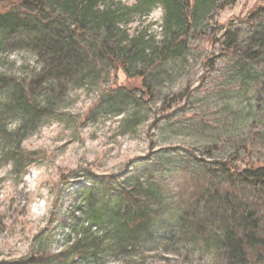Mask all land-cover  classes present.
Listing matches in <instances>:
<instances>
[{"label": "rangeland", "instance_id": "1", "mask_svg": "<svg viewBox=\"0 0 264 264\" xmlns=\"http://www.w3.org/2000/svg\"><path fill=\"white\" fill-rule=\"evenodd\" d=\"M141 1L102 0L82 38L63 0L48 34L0 27V264H238L239 214L260 203L264 225V196L229 193L223 171L264 174V0H200L182 40ZM108 10L124 14L113 35ZM76 45L69 69L58 53ZM251 254L241 264H264Z\"/></svg>", "mask_w": 264, "mask_h": 264}, {"label": "trees", "instance_id": "2", "mask_svg": "<svg viewBox=\"0 0 264 264\" xmlns=\"http://www.w3.org/2000/svg\"><path fill=\"white\" fill-rule=\"evenodd\" d=\"M51 0H15V4L12 8L5 12L0 13V27L8 26L10 32L12 31H20L26 30L33 34L34 36H39L41 33L48 34L50 31V27L54 30V25L51 23L53 21L59 20L60 16L55 14L54 12H49L48 7H50ZM205 1V0H204ZM102 0H63V6L68 11L75 12V16L77 17V26L75 30H71V33L74 36L82 38L85 36V30L83 27V23L85 18L88 16H92L95 8L99 6V3ZM200 0H142L140 2L141 5H144L147 11L149 12L154 6H162L165 10V14L169 27L172 28L174 26L175 32L178 29H182V35L179 37V40L185 36L184 31L193 25V21L195 16L199 14L200 7L198 6ZM30 7L33 9L31 12H26V8ZM138 7V6H137ZM138 8H135L137 10ZM125 13L129 10V8L124 9ZM101 15L97 17L99 19L98 22H101V28L105 29L107 32H110V35L117 30V24L122 20L124 14L122 12L108 10L106 13L99 12ZM258 16L264 17V3L261 7L255 12ZM31 17V18H30ZM97 19V20H98ZM174 32V33H175ZM126 35V34H125ZM127 38L125 37V40ZM137 41L134 42L136 46ZM59 45V44H58ZM60 46V45H59ZM134 46V47H135ZM109 48L108 46H105ZM63 50V49H62ZM59 51L58 53V62L60 64L68 63L70 66H67L69 69L75 68L80 63L78 60V54L82 53V48H79L76 45L73 50L71 49L70 54L63 55V51ZM109 51V50H108ZM107 51V52H108ZM127 52V51H126ZM111 54L108 60H111V63L115 66H119L120 63L116 60L115 52H108ZM128 58L129 54L126 53ZM114 58V59H113ZM87 59H91V57L86 54L82 61ZM7 78L0 76V87L7 83ZM22 103L25 105L26 109L29 108L32 111L33 116L37 118V116H42L46 112L44 109H39L36 107L35 103L32 101V97L28 95L26 92L23 95ZM15 163H21V156H14ZM227 167V164H223ZM233 169V168H232ZM223 170L226 175V179L230 182V192H236V186L243 182L248 181L253 189H256L259 194L264 196V174H260V168H250L245 171H238L235 168ZM235 188H231L234 187ZM224 192H214L212 198L218 203H221L225 199ZM262 204L257 203L256 206L252 205L250 211H243L239 214L237 227L235 232H233V237L230 245V255L233 259L238 261V264L244 263L249 256H254L251 254L253 248H258L259 250H264V225L262 223L261 215H260V207ZM146 218L147 215L143 212L138 213L137 216L132 215V220L130 224H127L129 234H133L134 231L142 224V220L138 218ZM3 264V263H1Z\"/></svg>", "mask_w": 264, "mask_h": 264}]
</instances>
